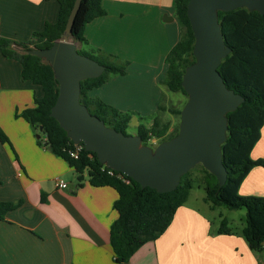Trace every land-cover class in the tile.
Segmentation results:
<instances>
[{
  "label": "crops",
  "instance_id": "obj_1",
  "mask_svg": "<svg viewBox=\"0 0 264 264\" xmlns=\"http://www.w3.org/2000/svg\"><path fill=\"white\" fill-rule=\"evenodd\" d=\"M101 6L104 13L86 23L79 48L112 54L127 67L88 95L130 113L134 134L139 124L151 126L157 113L170 123L162 116L169 111L157 106L168 107L165 56L180 37L174 0H101ZM58 9L57 0H0V36L27 40L55 22ZM41 102L40 87L21 80L19 62L0 52V201L16 203L0 217V264H116L109 227L118 215L117 191L92 185L86 172L79 180L72 166L37 142L22 111ZM250 155L264 157V123ZM56 178L65 186H56ZM238 192L264 196V167H252ZM189 195L165 231L128 264H264V242L262 251H252L239 233L243 225L217 233L214 215L205 210L216 207L203 194L197 196L203 208L190 204Z\"/></svg>",
  "mask_w": 264,
  "mask_h": 264
},
{
  "label": "trees",
  "instance_id": "obj_2",
  "mask_svg": "<svg viewBox=\"0 0 264 264\" xmlns=\"http://www.w3.org/2000/svg\"><path fill=\"white\" fill-rule=\"evenodd\" d=\"M57 1L59 9L55 22H45L43 29L32 32L27 40L0 36V52L4 57L19 62L21 80H29L40 87L42 102L22 111L23 118L39 134L37 142L72 166L79 180L81 174L86 172L92 185H108L117 191L114 207L118 215L110 224L109 242L115 263L128 264L131 255L141 245L156 240L165 231L177 208L186 201L197 178L190 177L189 170L181 175L175 189L158 192L148 186L142 187L129 176L106 167L97 160L94 152L84 148L82 142H79L82 147L77 156H70L73 142L57 120L49 115L58 94V82L51 66L29 52L33 48L49 47L61 36L74 0ZM187 1L174 0L173 14L179 22L180 37L165 56L166 71L162 80L167 90L181 91L185 95L181 85L182 75L195 60L192 52L194 36L186 14ZM103 13L101 0H81L72 23L74 43L85 42L83 33L86 23ZM217 17L223 40L230 48L217 70L227 88L242 95L243 101L225 114L226 139L220 145L222 162L227 170L225 183L219 186L217 178L201 164L202 174L197 182L203 186L204 200L211 208L224 205L229 209H245V223L239 233L252 251L259 252L263 250L264 242V196L242 195L238 188L252 167H264V157L252 158L250 155L264 123V14L238 7L229 11L218 10ZM77 50L105 66L99 76L80 81V102L91 114L102 119L105 125L125 133L131 114L89 96L88 92L102 85L112 75L124 74L127 62L119 61L112 54L85 51L78 46ZM163 110L180 116L179 108L167 107L161 102L157 111ZM169 126L170 123L162 122L157 113L153 124L149 127L139 124L136 134L144 145L152 138L157 139V144L177 133L178 124L171 130H168ZM42 135L46 136L44 143L41 142ZM2 139L5 140V137ZM15 206L14 202L0 201V217ZM227 224V219L222 217L217 233H230L231 228Z\"/></svg>",
  "mask_w": 264,
  "mask_h": 264
},
{
  "label": "water",
  "instance_id": "obj_3",
  "mask_svg": "<svg viewBox=\"0 0 264 264\" xmlns=\"http://www.w3.org/2000/svg\"><path fill=\"white\" fill-rule=\"evenodd\" d=\"M80 2L74 0L57 40L49 47L29 50L51 66L58 82V94L49 115L73 143L82 142L99 162L129 176L142 187L171 191L181 175L198 163L217 178L219 186L223 185L227 170L220 145L226 139L225 114L234 110L243 96L227 88L217 70L222 58L230 52L222 37L217 11L246 7L264 14V0L187 1L195 59L185 68L181 80L187 100L180 109L177 133L155 147L142 144L137 134L128 135L105 125L80 102V81L99 76L105 69L103 64L79 53L73 41L72 23ZM172 18L164 16L163 20Z\"/></svg>",
  "mask_w": 264,
  "mask_h": 264
},
{
  "label": "rangeland",
  "instance_id": "obj_4",
  "mask_svg": "<svg viewBox=\"0 0 264 264\" xmlns=\"http://www.w3.org/2000/svg\"><path fill=\"white\" fill-rule=\"evenodd\" d=\"M79 44L80 43H75L76 47L77 46L79 47L80 46ZM164 92H165L164 102L170 107L181 109L185 101L187 100V95L183 94L181 91L171 92L166 89V91ZM162 116L164 117V119L170 120L171 129L176 124H178L180 120V116L173 114L171 112H165L163 113ZM125 133L128 135H134L135 129L132 126H128L125 129ZM146 145L150 147H155L156 142L152 144V142L148 141ZM201 174H202V168L199 163L190 169V174H189L190 177L197 178V179L194 181L193 187L190 190L188 202L190 204L197 205L198 207L202 206L203 208L204 206L203 203L199 199H197L198 194L204 195L203 186L199 185L200 182L199 183L197 182ZM205 210L209 215H214L213 220L216 223V225H219V221L222 217H225L227 219L228 221L227 226H229L230 228L237 229V228H240L245 223V209L244 208L229 209L225 207L224 205H221V206L216 207L214 213L209 211V209L207 208ZM220 212L222 213L221 216L219 215Z\"/></svg>",
  "mask_w": 264,
  "mask_h": 264
},
{
  "label": "built area",
  "instance_id": "obj_5",
  "mask_svg": "<svg viewBox=\"0 0 264 264\" xmlns=\"http://www.w3.org/2000/svg\"><path fill=\"white\" fill-rule=\"evenodd\" d=\"M45 141H46V136L45 135H42L41 136V142L44 143ZM73 144H74V147H73V149H71L69 151V154H70V156L76 157L77 156V153L81 149L82 145L80 143H73ZM55 184L58 187L65 186V182L62 179H60V178H56Z\"/></svg>",
  "mask_w": 264,
  "mask_h": 264
}]
</instances>
